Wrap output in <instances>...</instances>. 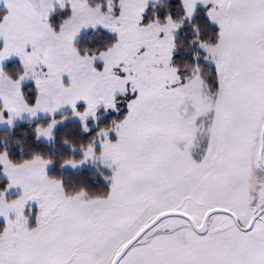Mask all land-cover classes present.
<instances>
[{
  "label": "snow or ice",
  "instance_id": "1",
  "mask_svg": "<svg viewBox=\"0 0 264 264\" xmlns=\"http://www.w3.org/2000/svg\"><path fill=\"white\" fill-rule=\"evenodd\" d=\"M0 3V125L45 114L35 140L53 141L70 109L92 139H65L81 157L60 167L100 165L109 185L70 190L51 157L0 149V264H264V0H180L181 17L154 19L149 0H67L59 24L55 0ZM186 25L190 74L176 57ZM98 29L112 40L85 52L81 33ZM120 97L126 114L101 127Z\"/></svg>",
  "mask_w": 264,
  "mask_h": 264
},
{
  "label": "trees",
  "instance_id": "2",
  "mask_svg": "<svg viewBox=\"0 0 264 264\" xmlns=\"http://www.w3.org/2000/svg\"><path fill=\"white\" fill-rule=\"evenodd\" d=\"M93 1L101 3L105 2V0ZM169 13L177 18L183 15V9L180 6V0H170L168 3H163V6H159L158 9L152 10L151 14L149 15V19H154L156 14L160 18H163ZM69 14L70 13L68 11L57 10L52 16L51 22L53 24H59ZM204 19L205 12L200 10L197 20L202 23ZM192 37V26L186 25L177 38V63L186 74L191 73L192 67L195 63L193 57L197 52V48L189 44V41L192 39ZM112 38V36L101 31L89 32L83 35L78 43L85 52H88L94 51L95 49L108 44ZM91 46H95V48ZM9 65L12 74H15L19 70L20 66L17 62H13ZM202 67L206 71L211 68V66L208 64H202ZM24 88L27 90V94H31L33 85L28 84L25 85ZM114 117L115 115L103 117V119L99 121V125L101 127L110 126ZM38 123L40 122L33 124L30 122H24L16 125L10 130H0V149L6 148L10 154V157L16 160H23L32 155L34 152H39L45 157H51L56 163L54 164V168L49 171V175L53 177H62L67 188L70 190H76L81 186L87 187L97 194L102 191L107 192L109 190L108 183H106L100 175L102 171L94 172L84 170L75 173L64 170L62 167H60L61 163L65 159L73 157L79 159L81 157L79 151L72 152L71 148L64 143L65 139L76 145L77 148H79L81 145H86L92 139L91 134L82 132L81 124L79 122H70L63 127H60L56 131L55 139L51 144L35 140L34 127ZM92 129L93 133L97 130L96 127H92ZM0 182H6V178L2 176L1 172ZM2 223L3 222L0 221V224Z\"/></svg>",
  "mask_w": 264,
  "mask_h": 264
},
{
  "label": "rangeland",
  "instance_id": "3",
  "mask_svg": "<svg viewBox=\"0 0 264 264\" xmlns=\"http://www.w3.org/2000/svg\"><path fill=\"white\" fill-rule=\"evenodd\" d=\"M169 1H170V0H149L148 9H147V12H146L147 17L149 18V15L151 14L152 10H156V9H158L159 6H163V3H168ZM106 2H107V0H105V2H103V3H106ZM114 2H115V0H114ZM90 3H91L93 6H95V5H97V4H103V3H101V2H97V1H93V0H90ZM54 8H55V11L52 13V16L55 14V12H56L57 10L68 11L69 13H70V11H71L70 6L67 4V0H65V3H64V6H63V7L61 6V3L59 2V0H55ZM182 9H183V8H182ZM201 10H203L204 12L206 11V10H204V9H201ZM6 14H7V9L4 7V5H3L2 3H0V18H2V17H3L4 15H6ZM157 14H158V13H157ZM157 14H156L155 17H159ZM52 16L50 17V21H51ZM97 31L104 32L105 34H108V35H110V36L113 37V34L98 29V30H94V31H85V32H82L81 35H80V37H79V39H78V42H79V40L81 39V37H82L83 35H85V34H87V33H89V32H97ZM179 35H180V32L177 33V38L179 37ZM13 62H17L16 58H13V59H12L11 61H9L8 63L11 64V63H13ZM208 65L211 66L210 64H208ZM211 67H212V66H211ZM28 84H32V85H33L32 81H25V82H24V86H25V85H28ZM119 102H120V105H119V106H120L121 111H122V112H121V116H119V118H122L123 114H126V113H125V110H124V108H125V104H126V99H125L124 97H120V98H119ZM113 115H115V117L113 118V120H115V119H119L118 116H117L115 113H112V112H105V111H103V110H100V111L98 112V117H97V119H98V123H99V121H101V120L103 119V117H106V116H113ZM60 116H61V117H60ZM64 116H68V119L65 120L62 124L58 125L57 128H56V131H57L60 127H63V126H65L66 124H68V123H70V122H79V123H80V121H79L77 118H75V117L72 116L70 109H64V110H62L60 113H58V114H57V119H60V118H62V117H64ZM50 120H51V117H50V116H47V115H45V114H41V115L38 117V119H36V120H32V119H30L28 116H25L22 120H18V121H16L15 125L12 126V127H10V126H8V125H6V124H5V125H0V130H10V129H12L13 127H15L16 125H19V124L24 123V122H30L31 124L36 123V122H40V123H38V124H43L44 126H47V124L50 122ZM38 124L35 125L34 129L36 128V126H37ZM80 124H81V123H80ZM90 127H91V128H92V127H96V123H95V122H90ZM56 131H55V133H56ZM39 141H40V142L47 143V144H51V143H53L54 140H53V141H47V140L41 139V140H39ZM200 147H203V144H202V143H201ZM196 150L199 151V148H197ZM79 154H81V153H79ZM197 158H199V157H197ZM53 168H54V165H53V166H50V168H49L48 171H51ZM63 169H64V170H68V171H72V172H75V173H77V172H81V171H84V170H89V171H94V172L104 171V169H103L100 165H95V166H93V165L91 164V162H89V164L83 166L82 168H77V169L63 168ZM98 169H99V170H98ZM106 173H107V172H106ZM1 174H2V172H1ZM107 174H109V173H107ZM259 175H260L262 178H264V172H260ZM2 176H3L4 178H6L3 174H2ZM6 179H7V178H6ZM105 182H106V181H105ZM106 183H108V182H106ZM19 195H20V192H19L18 190H15V189H14V190H12V191H10V192L8 193V199H9V200L16 199ZM31 219H32V223L34 224V223H35V214H33V216H32ZM0 221L3 222L2 220H0Z\"/></svg>",
  "mask_w": 264,
  "mask_h": 264
}]
</instances>
